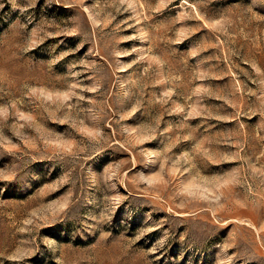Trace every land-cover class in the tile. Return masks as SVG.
Listing matches in <instances>:
<instances>
[{"label":"rangeland","instance_id":"374dc122","mask_svg":"<svg viewBox=\"0 0 264 264\" xmlns=\"http://www.w3.org/2000/svg\"><path fill=\"white\" fill-rule=\"evenodd\" d=\"M0 264H264V0H0Z\"/></svg>","mask_w":264,"mask_h":264}]
</instances>
